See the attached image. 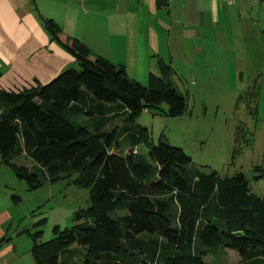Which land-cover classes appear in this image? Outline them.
<instances>
[{
	"label": "trees",
	"instance_id": "trees-1",
	"mask_svg": "<svg viewBox=\"0 0 264 264\" xmlns=\"http://www.w3.org/2000/svg\"><path fill=\"white\" fill-rule=\"evenodd\" d=\"M44 27L81 70L65 68L47 83L0 85V160L30 189L77 174L75 183L89 189V198L73 224L54 225L46 241H39L41 229H24L36 263L208 264L205 255L227 247L238 253V264H264V199L249 191L245 175L201 172L181 148L148 144L142 129L126 125L161 104L168 116L186 112L174 69L159 60V73L150 72L143 85L123 65L91 58L77 38L61 41L52 19ZM115 122L124 125L120 132L117 125L107 129ZM238 135L232 156L240 153ZM141 143L149 160L136 150ZM18 154L37 173L13 163Z\"/></svg>",
	"mask_w": 264,
	"mask_h": 264
},
{
	"label": "crops",
	"instance_id": "crops-1",
	"mask_svg": "<svg viewBox=\"0 0 264 264\" xmlns=\"http://www.w3.org/2000/svg\"><path fill=\"white\" fill-rule=\"evenodd\" d=\"M250 4L251 0H0V85L18 88L33 85L35 79L47 83L75 64L44 27L49 18L61 27V41L75 37L90 51L100 45L120 54L127 74L154 73L161 60L174 69L172 81L180 82L177 57L190 68L189 77L196 84L192 60L197 59L196 67L235 89L243 84L247 61L257 58L239 46L241 36L251 31L245 28ZM235 14L241 24L234 26L230 18ZM256 23V33L264 37V24L258 18ZM11 223V207L3 200L0 239H6L0 245V264H20L22 252L14 240L18 230L11 231Z\"/></svg>",
	"mask_w": 264,
	"mask_h": 264
},
{
	"label": "rangeland",
	"instance_id": "rangeland-1",
	"mask_svg": "<svg viewBox=\"0 0 264 264\" xmlns=\"http://www.w3.org/2000/svg\"><path fill=\"white\" fill-rule=\"evenodd\" d=\"M251 2L245 27H251V31L248 30V34L241 36L239 46H242L244 52L249 51L257 58L246 60L248 65L243 84L234 89L226 81L222 83L216 74H210L204 67V72L196 67L199 61L197 59L192 60L195 64L192 72L198 78L194 84L196 81L189 77L190 68L183 67L181 59L176 57L174 64L181 80L178 82L173 78V82L177 91L187 96L186 112L180 116H168L162 110L166 109V105L161 104L159 111L144 110L126 125L142 129L148 144L157 145L163 140L171 146L181 148L190 156L191 165L201 172L215 170L221 176L243 173L249 181V191L264 199V176L256 178L264 174V37L256 33V19L260 20L261 25L264 24V5L255 0ZM237 18L236 14L230 18L234 26L241 24ZM251 20H254V24ZM91 52V58L98 55L125 68L120 63L122 56L115 54L110 47L96 45ZM151 60L155 62V59ZM69 67L81 70L77 62ZM153 70L154 74H158V67H153ZM147 74L148 71H145L143 74L129 73L127 76L146 85ZM140 78L142 79L139 80ZM240 94L242 97L238 98ZM116 125L118 132L124 127L120 122H115L107 129ZM236 131L239 132L237 145L240 153L232 156ZM141 144L136 150L149 160L148 149ZM112 150L116 151V148ZM11 161L37 173L35 163L23 155H14ZM39 176L41 177L40 174ZM76 176L74 174L53 182L45 180L40 187L30 189L24 179L18 178L0 160V202L7 200L12 210L10 230H18L14 240L19 243V251L22 252L20 264H37L31 253L32 238L24 229L31 233L41 229L39 241H46L53 236L54 225L61 228L71 226L73 213L87 206L89 189L78 186L75 183ZM41 219H44V223L34 227ZM27 247H30L29 253ZM203 260L208 264H238L240 257L235 250L222 247L209 252Z\"/></svg>",
	"mask_w": 264,
	"mask_h": 264
},
{
	"label": "built area",
	"instance_id": "built-area-1",
	"mask_svg": "<svg viewBox=\"0 0 264 264\" xmlns=\"http://www.w3.org/2000/svg\"><path fill=\"white\" fill-rule=\"evenodd\" d=\"M228 1L232 2L233 0H228ZM256 1L264 5V0H256Z\"/></svg>",
	"mask_w": 264,
	"mask_h": 264
}]
</instances>
